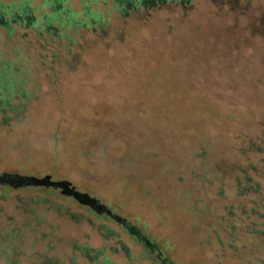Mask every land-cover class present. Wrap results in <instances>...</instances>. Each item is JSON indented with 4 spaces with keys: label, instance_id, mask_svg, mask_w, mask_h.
I'll list each match as a JSON object with an SVG mask.
<instances>
[{
    "label": "rangeland",
    "instance_id": "obj_1",
    "mask_svg": "<svg viewBox=\"0 0 264 264\" xmlns=\"http://www.w3.org/2000/svg\"><path fill=\"white\" fill-rule=\"evenodd\" d=\"M122 1L0 0V101H8L0 110V173L67 180L121 218L60 190L0 186V232L18 230V264H91L75 246L100 250L107 264H247L243 228L255 220L256 196H238L232 176L219 194L202 162L214 163V174L217 162L237 163L225 134L240 141L264 124V0H175L148 15H124ZM159 95L183 132L166 129L177 115L161 125L137 108ZM127 100L125 121L114 128L128 140L102 135L103 160L91 148V125ZM162 133L179 149L154 155ZM88 148L97 159L90 165L76 157ZM203 151L204 161L196 158ZM177 174L183 181L172 190ZM226 209L242 226L232 238L236 251L222 247L231 239L219 226Z\"/></svg>",
    "mask_w": 264,
    "mask_h": 264
},
{
    "label": "trees",
    "instance_id": "obj_2",
    "mask_svg": "<svg viewBox=\"0 0 264 264\" xmlns=\"http://www.w3.org/2000/svg\"><path fill=\"white\" fill-rule=\"evenodd\" d=\"M175 0H127L122 1L120 4L116 2V5L122 6V12L124 15H126L127 9H130L131 11H137L141 10L143 12V15H148L150 13L151 8H162V6L172 3ZM184 3L187 0H183ZM59 19V17H57ZM66 19L62 18V21L64 22ZM90 22V21H89ZM89 25V24H88ZM91 27L92 24L90 25ZM11 29H9V32ZM215 99V98H213ZM163 102L162 97L159 95V99H157V96L154 98V102L152 103L151 107L142 108L140 106H137L139 109L145 110L147 113H153V117H157L158 121L162 124L165 123V120L170 116L177 115L175 112L173 114H170L167 110L162 108L161 103ZM8 101L6 99H3L0 101V110H3L7 108ZM127 103V105H126ZM187 104L190 103L188 100L186 102ZM117 108L122 110V112H118V109L115 107H112L115 109V111L111 112L110 118L106 119V117H102L101 115L98 116V119L94 122L93 125H91V138H90V145L91 148L95 147V151H99L101 153V156L103 160L108 159V151L105 147L106 140L102 137L104 134H108L114 142H121V145L124 146L126 139L128 138L126 133H120L116 132L117 128H114L116 125H123L126 118V113L128 112L127 106L129 107L128 100L127 102L120 104L116 102ZM143 106V105H142ZM134 107V106H133ZM132 107V108H133ZM99 110H97V113ZM170 114V115H169ZM124 117V118H123ZM174 123H172V126H168L166 129H173V131H176L175 133H181L183 132L180 129V124L182 122V119L177 115L175 117ZM112 122L111 124H109ZM183 123V122H182ZM110 125V126H109ZM260 125V124H258ZM180 126V127H179ZM249 126H257V123L255 121L253 122V118L251 117V122H249ZM260 132L257 136H251V137H243L244 139L240 141H235V138L233 136H230L231 134H225L228 139H230L231 147L233 151L236 152L237 155V163H230L228 166L226 165V161L217 162L219 171L214 172L210 168V164H206L205 162H202V166L205 168V174L210 175L209 177L215 181H218L220 183V192L219 194L223 195L224 191L221 190V186L225 184V180L228 177H233L232 182H234V185L236 187V194L238 196L242 194H249L253 193L256 196V202L255 206L251 208L250 215L252 214L255 216V220H251L246 224L244 231L250 236V242L246 244H242L241 250L245 252V254L249 257V260L247 261V264H264V124L261 125ZM191 131L194 132V129ZM105 140V141H104ZM128 140V139H127ZM136 142V141H135ZM134 145V144H133ZM158 151L154 152V155H161L163 153V150H165V146H169L172 148V150H178V146L174 143H170L169 140L164 137V134H160V138L158 140ZM129 148V147H127ZM126 149V148H125ZM130 149V148H129ZM127 150V149H126ZM135 150V149H134ZM93 150H90L88 148V151L86 152H79V155L77 154L76 157L81 158L84 163L86 160L90 163L94 164L96 159V155L92 154ZM94 151V152H95ZM129 153L125 156H129ZM166 155V153H163ZM207 152L203 151L200 152L196 158H199L201 160H206ZM152 155V156H154ZM147 156H150L149 153ZM162 156V155H161ZM124 157V158H125ZM122 157H119V160ZM128 159V158H127ZM137 161V158H135ZM132 164V163H130ZM214 163L211 165L213 166ZM157 168V166H156ZM229 169V170H228ZM119 173V171H118ZM204 173V172H202ZM122 174V173H121ZM199 174V173H198ZM214 174V176H213ZM125 178L123 179L127 184L130 185V176L127 173H124ZM147 178H152V173L149 171L144 174ZM159 175V174H158ZM195 175V172H194ZM161 176V175H160ZM198 176V175H195ZM171 181H169L168 187L172 190H176V188H179L180 183H182V176L179 174L173 175L169 177ZM129 179V182H128ZM209 179L208 181H210ZM131 188V187H130ZM242 213H245L246 210L242 209ZM236 214L231 209H226L225 214L223 215V221L224 224H219L220 227L224 230V234L227 235L228 238H231L230 241L223 243L222 239H220V236L218 235V242L223 243L222 247L226 246V248H232L235 251L238 249V247L235 244V240L232 239L234 237V233H236L237 229H241L242 226L237 225L236 222L231 223V218L234 217ZM250 217V216H249ZM243 220V218H241ZM226 222V223H225ZM218 226V227H219ZM224 227V228H223ZM21 237L19 235L18 230L13 228H7L5 231L0 232V257L6 258L5 264H18L17 260L15 259V256H18V245ZM149 251L152 250L154 247L152 244L146 245ZM246 249V250H244ZM74 253L79 252L80 254L84 255L91 264H107V261H99V251L100 250H94L92 253L90 250H87L85 248H78V246L74 247ZM243 252V253H244ZM76 259H74L70 264H76ZM1 264V263H0ZM40 264H55V261L52 260H42Z\"/></svg>",
    "mask_w": 264,
    "mask_h": 264
},
{
    "label": "water",
    "instance_id": "obj_3",
    "mask_svg": "<svg viewBox=\"0 0 264 264\" xmlns=\"http://www.w3.org/2000/svg\"><path fill=\"white\" fill-rule=\"evenodd\" d=\"M0 186L11 188L45 187L52 190H60L64 195L75 198L80 204L87 205L98 214H105L109 217L121 220L101 201L88 193L78 191L71 182L67 180L55 181L51 175L42 178L20 175L17 173H0Z\"/></svg>",
    "mask_w": 264,
    "mask_h": 264
}]
</instances>
